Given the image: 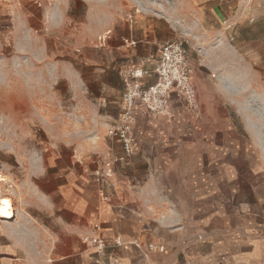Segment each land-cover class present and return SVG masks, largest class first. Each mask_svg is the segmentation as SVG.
<instances>
[{
  "label": "rangeland",
  "instance_id": "rangeland-1",
  "mask_svg": "<svg viewBox=\"0 0 264 264\" xmlns=\"http://www.w3.org/2000/svg\"><path fill=\"white\" fill-rule=\"evenodd\" d=\"M140 21L174 27L159 33L167 37L157 49L183 40L199 102L187 113L192 128L207 135L204 113L221 111L222 134L243 138L234 148L223 143V162L241 164L237 192L248 178L264 195V25L238 37L226 25L207 35L185 0H0V198L14 209L62 192L73 150L117 122L122 74L139 49L121 37Z\"/></svg>",
  "mask_w": 264,
  "mask_h": 264
},
{
  "label": "crops",
  "instance_id": "crops-1",
  "mask_svg": "<svg viewBox=\"0 0 264 264\" xmlns=\"http://www.w3.org/2000/svg\"><path fill=\"white\" fill-rule=\"evenodd\" d=\"M185 1L207 35L226 25L238 37L264 25V0ZM173 30L158 21L131 25L121 39L139 49L128 66L155 59L167 37L159 33ZM171 105V121L149 119L139 108L137 152L118 161L110 179L98 182L96 171L124 152L104 126L73 150L62 192L39 196L33 209L16 208L12 218L0 216V264H96L94 223L116 264H264V195L253 190L260 181L244 178L246 192H237L241 164L223 162V143L234 148L241 134H222V113L212 108L204 113L208 134H200L176 95Z\"/></svg>",
  "mask_w": 264,
  "mask_h": 264
},
{
  "label": "built area",
  "instance_id": "built-area-1",
  "mask_svg": "<svg viewBox=\"0 0 264 264\" xmlns=\"http://www.w3.org/2000/svg\"><path fill=\"white\" fill-rule=\"evenodd\" d=\"M130 42L131 45H136L135 41ZM148 63L152 68L147 65ZM122 75L125 85L122 108L117 122L110 126L108 136L120 143L124 154L109 159L96 171V179L100 183L112 177L118 161L130 158L137 152L139 140L135 132V124L140 107L145 116L153 120L170 115L173 95L183 100L189 110L195 111L199 108L193 83V69L183 40L164 42L158 49L156 59L133 63L123 71ZM150 75H155L156 80L153 83H145L144 80ZM93 231L94 234L89 241L95 249L96 264H116L114 258L107 256V243L102 235L101 224L94 223ZM116 244H122L119 237ZM149 250L164 251V247L150 244Z\"/></svg>",
  "mask_w": 264,
  "mask_h": 264
},
{
  "label": "bare ground",
  "instance_id": "bare-ground-1",
  "mask_svg": "<svg viewBox=\"0 0 264 264\" xmlns=\"http://www.w3.org/2000/svg\"><path fill=\"white\" fill-rule=\"evenodd\" d=\"M225 84H226L225 87L227 88L228 87L227 85L229 83L227 84L226 82ZM262 149L264 151V146H262ZM3 181H6V179L2 175H0V182H3ZM14 212H15V209L13 207L12 200L5 196L1 197L0 198V216L3 218H12L14 216Z\"/></svg>",
  "mask_w": 264,
  "mask_h": 264
},
{
  "label": "trees",
  "instance_id": "trees-1",
  "mask_svg": "<svg viewBox=\"0 0 264 264\" xmlns=\"http://www.w3.org/2000/svg\"><path fill=\"white\" fill-rule=\"evenodd\" d=\"M172 101V100H171Z\"/></svg>",
  "mask_w": 264,
  "mask_h": 264
}]
</instances>
